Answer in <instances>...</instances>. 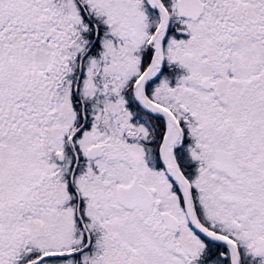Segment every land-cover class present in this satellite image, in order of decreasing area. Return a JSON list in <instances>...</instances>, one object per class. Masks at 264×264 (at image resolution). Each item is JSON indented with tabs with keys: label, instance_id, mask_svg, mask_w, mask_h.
<instances>
[{
	"label": "snow or ice",
	"instance_id": "snow-or-ice-1",
	"mask_svg": "<svg viewBox=\"0 0 264 264\" xmlns=\"http://www.w3.org/2000/svg\"><path fill=\"white\" fill-rule=\"evenodd\" d=\"M0 264H264V0H0Z\"/></svg>",
	"mask_w": 264,
	"mask_h": 264
}]
</instances>
